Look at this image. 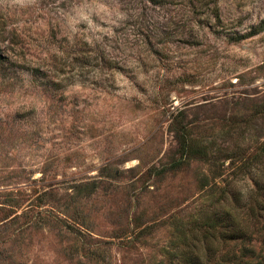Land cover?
<instances>
[{
  "label": "rangeland",
  "instance_id": "rangeland-1",
  "mask_svg": "<svg viewBox=\"0 0 264 264\" xmlns=\"http://www.w3.org/2000/svg\"><path fill=\"white\" fill-rule=\"evenodd\" d=\"M231 186L264 194V0H0V264H212Z\"/></svg>",
  "mask_w": 264,
  "mask_h": 264
},
{
  "label": "trees",
  "instance_id": "trees-1",
  "mask_svg": "<svg viewBox=\"0 0 264 264\" xmlns=\"http://www.w3.org/2000/svg\"><path fill=\"white\" fill-rule=\"evenodd\" d=\"M219 190L211 202L209 217L212 264H264V194L257 189L247 198L236 186ZM206 237L203 232L198 246L199 264H204Z\"/></svg>",
  "mask_w": 264,
  "mask_h": 264
}]
</instances>
